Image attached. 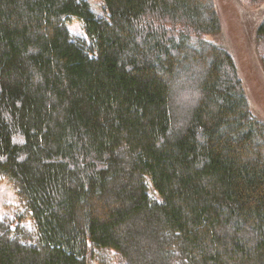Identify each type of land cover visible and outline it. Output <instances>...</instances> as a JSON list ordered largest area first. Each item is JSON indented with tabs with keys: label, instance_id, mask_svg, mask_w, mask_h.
<instances>
[{
	"label": "trees",
	"instance_id": "obj_1",
	"mask_svg": "<svg viewBox=\"0 0 264 264\" xmlns=\"http://www.w3.org/2000/svg\"><path fill=\"white\" fill-rule=\"evenodd\" d=\"M103 6L0 0V178L25 207L0 264H264V119L208 39L216 0ZM256 44L264 71V20Z\"/></svg>",
	"mask_w": 264,
	"mask_h": 264
},
{
	"label": "rangeland",
	"instance_id": "obj_2",
	"mask_svg": "<svg viewBox=\"0 0 264 264\" xmlns=\"http://www.w3.org/2000/svg\"><path fill=\"white\" fill-rule=\"evenodd\" d=\"M98 16H106L103 0H86ZM222 17V27L208 39L224 46L235 58L243 79L252 111L264 119V71L261 68L257 50V30L264 20V0H216ZM67 27L76 36L86 37L82 20L73 17ZM151 195L156 197L151 190ZM13 185L0 178V216L19 221L25 213ZM23 224L31 227L30 216H25ZM118 264V256L109 250L99 249L94 264Z\"/></svg>",
	"mask_w": 264,
	"mask_h": 264
}]
</instances>
